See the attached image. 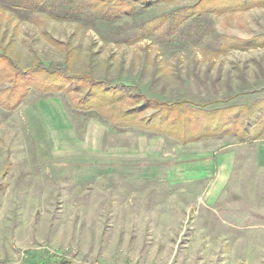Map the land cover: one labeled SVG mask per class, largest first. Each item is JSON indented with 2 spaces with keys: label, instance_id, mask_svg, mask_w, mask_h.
Listing matches in <instances>:
<instances>
[{
  "label": "rangeland",
  "instance_id": "rangeland-1",
  "mask_svg": "<svg viewBox=\"0 0 264 264\" xmlns=\"http://www.w3.org/2000/svg\"><path fill=\"white\" fill-rule=\"evenodd\" d=\"M140 1L0 0V264H264V214L231 224L227 176L190 156L264 140V0ZM90 118L106 143L146 134L140 163L167 173L78 177L76 145L57 143Z\"/></svg>",
  "mask_w": 264,
  "mask_h": 264
},
{
  "label": "crops",
  "instance_id": "crops-1",
  "mask_svg": "<svg viewBox=\"0 0 264 264\" xmlns=\"http://www.w3.org/2000/svg\"><path fill=\"white\" fill-rule=\"evenodd\" d=\"M42 102L46 106L45 111L51 115L50 123L52 127L58 126L61 120L58 119L57 116L53 117V113L58 112V108L60 107L61 109L59 111H62L63 116L66 114L63 101L59 97L53 96L46 100H42ZM39 106L42 108L43 105L41 106L39 104ZM64 120L65 122L67 121V119ZM87 123L88 128L91 130L86 132V135L82 137L78 136L73 142L72 139L68 138L66 140L62 139L61 143H57V145L64 144L68 146L69 149L71 148L70 146L76 145L77 149H75V152L80 155V158L76 163V165H78V177L84 180L93 179L94 177L100 176L101 173L103 174L104 172L108 171L130 175L132 178H143L149 176L162 177L167 173L164 170H160L159 168H143V165L140 163V161L144 159L142 150H144L145 147H148L150 141L148 140V136L146 134L141 133L138 136H135L134 134H126L125 138L122 139L123 141L118 143L116 142V136H114V133L112 132V137H110V139L107 140L108 143H106L104 142V137L106 134L105 131L106 127L108 128L109 126L103 124L99 120L94 119H91L90 121L88 120ZM156 139H158L156 142L159 146H157L155 149L151 148V150L159 154V152L164 150L163 140L159 136H156ZM211 140L212 139L205 140L206 144L198 143V147H200L202 150H199L197 155L193 154L190 156H193V160H196V156H199L200 159L209 160L213 165L211 169L220 173V175H217L220 179L221 173L223 176L224 174L227 176L228 179H224V187L222 188L219 186V190H224V197L228 193L232 195L234 194V196L237 198V206L235 208L236 210H233L234 208H231L228 211L225 210L224 218H227L231 224H234L235 222L242 223L246 217L245 210L249 208L264 214V188L254 186L250 191V188H248L250 187V184L246 187L245 185H242V183L240 184V178H244V176L248 173L247 170H257L259 172H264V140H260V142L252 146V153L243 154L235 149L228 148L224 152H220L215 156L212 151L213 143H208L211 142ZM196 144L197 142H195V146ZM131 148H136L137 151L135 153L128 152V150L130 151ZM103 150L108 151V157L101 156L100 153ZM116 153H124V155L117 157V155H115ZM180 159L181 158L178 160ZM243 161L250 162L251 166H245ZM235 169V177H237V175L239 177V179L237 177L236 182L229 180V178L232 177L233 171ZM248 176L252 175L248 173ZM217 181L219 180H215L214 183H212L211 189L217 188L215 186Z\"/></svg>",
  "mask_w": 264,
  "mask_h": 264
},
{
  "label": "trees",
  "instance_id": "trees-1",
  "mask_svg": "<svg viewBox=\"0 0 264 264\" xmlns=\"http://www.w3.org/2000/svg\"><path fill=\"white\" fill-rule=\"evenodd\" d=\"M154 1H156V0H142V1H140L141 3H143V4H145V5H148V4H150V3H152V2H154ZM124 86H127V84H123ZM147 97V96H146ZM149 98V97H148ZM152 100H156V99H152ZM173 103L171 102L169 105H172ZM247 119H249V118H247ZM255 136H252V135H249L248 137L246 136V137H244V139H249V138H254ZM192 139V138H191ZM194 139V138H193ZM58 261H56L57 262V264H80V263H76V262H73V261H71V260H69V259H67L66 257H61V258H58L57 259ZM49 264H53V263H49Z\"/></svg>",
  "mask_w": 264,
  "mask_h": 264
}]
</instances>
